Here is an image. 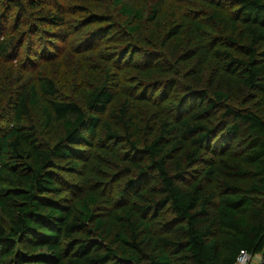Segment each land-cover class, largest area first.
Returning <instances> with one entry per match:
<instances>
[{"label":"trees","instance_id":"1","mask_svg":"<svg viewBox=\"0 0 264 264\" xmlns=\"http://www.w3.org/2000/svg\"><path fill=\"white\" fill-rule=\"evenodd\" d=\"M183 1L0 0L9 110L0 128V264H235L241 250L264 251V0H189L209 13ZM98 39L117 43L102 61L120 69L102 68L81 102L61 95L41 65L87 56ZM169 55L168 77L131 75L117 113L122 68L151 69ZM9 68L34 70L33 84L24 75L10 83ZM220 76L236 78L242 97L218 87ZM179 78L192 81L180 86ZM40 96L45 124L62 130L52 143L26 121ZM143 102L154 113L141 116ZM170 104L164 119L158 112ZM104 140L122 148L129 176L112 197L89 193L72 203L74 185L61 170L81 175L83 147ZM139 182L151 183L147 193L134 190Z\"/></svg>","mask_w":264,"mask_h":264},{"label":"rangeland","instance_id":"2","mask_svg":"<svg viewBox=\"0 0 264 264\" xmlns=\"http://www.w3.org/2000/svg\"><path fill=\"white\" fill-rule=\"evenodd\" d=\"M149 1V4H147L146 2L147 8L150 7V4L153 0ZM182 4L183 8L187 10L203 9L207 11L206 13H209L210 11L208 10L209 8L207 5L197 4L189 0H187V2L183 1ZM142 5H145L144 2H142ZM107 8H109V4ZM173 9L174 8L172 7L171 10ZM168 12V9L165 10V13ZM168 16L169 14H165V19H167ZM163 24L166 25V21ZM98 25L99 24H92L88 26V29H91ZM105 41L100 43L101 40L99 41V39L93 40V44L96 45L97 43H99V45L96 47L95 50L88 52L87 56H85V54H78L77 52L72 54L68 53L67 55L70 57H68L66 61L53 62V64H51V66L49 67H43L45 64L41 65L42 68L40 69H42V74L50 75L55 80L60 89L59 91H61V95H70L74 99H79L80 102L83 101L84 94L86 93V91L92 85L100 81L102 77V68L114 69L115 71L120 69V66H107L105 65V62L102 61L103 55H107V53L111 49V46L117 44H113V42L111 41L105 43ZM180 41L181 40H178L176 42L179 43ZM176 42L174 46H170V49L177 51L179 50V48H181V44L177 45ZM133 59L134 61H138L141 64L143 63L142 58L138 54L135 55ZM191 63L193 62H190L187 65H190L189 67H194L195 65ZM152 65L153 67L151 69H146L145 66L139 67L138 70L132 69L130 67L122 68L121 72L123 73V76L125 78L122 84L120 85L119 91L116 93L113 102L117 113H119L118 109L120 107L121 102L125 100L126 97L130 96L129 87H132L131 81H133L135 77L131 76L132 74L143 79H150L149 76H154L155 78H164L168 77L171 74L170 72H168L169 70L171 71V69L175 68V62H173V58L170 55L166 56L165 60L159 59L157 60V62L156 60H154L152 62ZM64 68H70L71 71H64ZM5 74L7 76L16 75L15 78L10 81V83H14L16 79L21 75H24L23 80L28 79L27 85L33 84L35 79L34 70L18 71L17 69L9 68L5 71ZM65 74L70 75L69 84H65V79H67ZM191 81L192 79L179 78V85L182 86L186 82L191 83ZM216 85L222 88L223 90L229 92L230 95H232L233 98L236 99H239L245 93L244 88H242L236 78L220 76L216 82ZM4 89L5 87L2 86L0 90L3 91ZM177 89L180 90V87L177 86ZM2 91L0 92V128L8 126L5 119L7 116H9V110L5 102L6 95L5 92ZM180 93L181 91H175L174 96H172V98L175 99ZM39 100V105L35 109L29 111L26 121L36 126V132L40 140L46 143H52L61 134L62 130L60 124L54 120H51L50 124L48 125L45 124V116L43 114L42 107H45L46 98L44 96H40ZM164 104H167V102H165ZM172 108V104H170L169 106L164 107L161 112H158V114L161 115L162 118L167 119L170 117V114H172ZM140 109L141 116L143 117L149 115L152 112L154 113V111L156 110L154 105L150 103L146 104V102L140 103ZM8 119L9 118L7 117V120ZM143 132L146 131L143 130ZM83 149L86 152L87 161L85 171L81 175L75 176L71 170H61V173L63 177L67 179V182L72 183L74 185L73 187H71V192L68 195L70 201L74 203L80 195L89 193L104 194L106 196L111 197L114 196L116 194V191L119 189L121 183H123V181L129 176H122V168L124 166L129 165V163L126 162L125 159L118 157L116 154L120 153V149L122 148H119V146H114L113 144H109L107 141L104 140L103 143H97L94 146H85L83 147ZM233 149H236L235 145H233ZM231 151L233 150L231 149ZM230 160L231 159H228L227 161ZM71 162V160H61L60 163L64 164V166H69ZM128 167L133 169V167L131 166ZM150 185L151 183L148 182H139L136 188H134V190L137 191L138 189H141L139 190V192L147 193V190ZM142 186H144V188H140ZM112 226L114 227L113 224Z\"/></svg>","mask_w":264,"mask_h":264},{"label":"built area","instance_id":"3","mask_svg":"<svg viewBox=\"0 0 264 264\" xmlns=\"http://www.w3.org/2000/svg\"><path fill=\"white\" fill-rule=\"evenodd\" d=\"M235 264H264V252L253 255L241 250L236 257Z\"/></svg>","mask_w":264,"mask_h":264},{"label":"bare ground","instance_id":"4","mask_svg":"<svg viewBox=\"0 0 264 264\" xmlns=\"http://www.w3.org/2000/svg\"><path fill=\"white\" fill-rule=\"evenodd\" d=\"M264 251H261V252H259V253H263ZM249 253V252H248ZM251 254H253V253H251ZM255 254H258V253H255ZM255 254H253V255H255Z\"/></svg>","mask_w":264,"mask_h":264}]
</instances>
